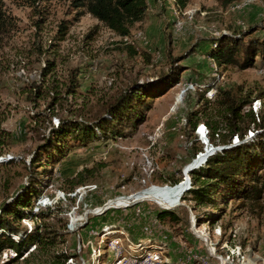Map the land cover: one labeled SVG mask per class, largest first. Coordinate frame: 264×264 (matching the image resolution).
Returning a JSON list of instances; mask_svg holds the SVG:
<instances>
[{"label": "rangeland", "instance_id": "rangeland-1", "mask_svg": "<svg viewBox=\"0 0 264 264\" xmlns=\"http://www.w3.org/2000/svg\"><path fill=\"white\" fill-rule=\"evenodd\" d=\"M148 2L144 20L122 38L75 7V0H0V213L25 192L32 174L38 193L32 209L52 208L45 223L53 231L50 239L55 237L54 244L40 251L33 247L30 257L15 262L16 253L5 250L0 264H96L93 249L105 229H123L137 242H163L170 264H264V209L243 208L239 200L217 195L214 208L193 210L186 195L192 186L173 202L154 193L185 184L206 152L205 139L197 134L205 119L199 116L192 131L187 117L202 109L199 97L213 86L239 88L256 102L254 112L264 115V59L257 57L252 68L242 70L219 68L209 56L217 34L264 36V0L229 6L219 0ZM50 64L52 72L44 77ZM175 66L181 67L179 83L151 102L138 126L86 144L68 138L62 154L45 152L51 125L91 120L126 89L157 81ZM33 160L39 161L31 171ZM98 163L102 168L90 180L97 189L72 191L71 179ZM174 181L180 183L173 186ZM119 197L137 203L94 213ZM187 206L202 224L191 220ZM162 212H174L178 220H161ZM16 225L35 227L30 219ZM109 259L104 249L99 264Z\"/></svg>", "mask_w": 264, "mask_h": 264}, {"label": "trees", "instance_id": "trees-1", "mask_svg": "<svg viewBox=\"0 0 264 264\" xmlns=\"http://www.w3.org/2000/svg\"><path fill=\"white\" fill-rule=\"evenodd\" d=\"M47 1L52 0H32L34 3ZM245 1L247 0H219L224 6ZM75 7L85 9L117 36L125 38L131 35V29L135 24L144 20L149 10V2L148 0H75ZM252 35L253 32H247L239 37L225 34L215 38L213 42L215 48L209 52L210 58L219 68L227 66L242 70L252 68L257 57L264 59V36ZM51 65L44 70V77L52 72ZM180 70L181 67L175 66L171 73L162 75L157 81L139 85L135 90L126 89L109 103L103 113L91 120H60L56 128L51 125L50 135L44 137L45 152L52 149L53 152L62 154V145L68 138L86 144L100 141L102 138L123 135L125 128L138 126L145 120L144 112L150 108L151 102L179 83ZM73 86L71 85L66 92L70 93L74 89ZM199 98L204 100L205 104L199 111L188 115V124L194 131L199 123V116H203L210 130V143L215 147L222 146L224 149L210 156L205 165L190 174L192 187L186 195L195 203L192 209L197 210L198 207L203 206L214 208L217 202L216 196L221 195L239 200L243 208L263 210V112H254L252 109L254 101L239 88L224 90L217 87L215 99H207L205 93ZM249 131L255 133L251 138L248 135ZM235 137H238L239 144L233 143ZM0 143H3L1 130ZM37 162L33 160L31 171L37 167ZM101 168L102 164L98 163L95 168L84 169L78 173L70 181L73 186L72 191L77 187L90 185V180L98 176L97 173ZM30 176L31 182L25 187V192L19 193L12 202H6L0 213V255L5 250H13L16 253L13 262L24 258L25 255L30 257L34 250L40 251L47 245L54 244L55 240V237L50 239L53 231L48 229L49 226L45 223V219L53 214L52 208L39 207L37 212L32 209V202L37 198L38 193L36 178L32 174ZM174 182L173 186L180 183V181ZM182 199L187 200V197ZM158 217L161 220H178L174 212H162ZM195 218L198 224H202L203 218L200 215L196 214ZM23 219L32 220L34 229L31 231L20 229L16 223L17 220ZM33 247L34 250L30 251ZM59 257L63 258L64 262L69 260V256L65 254Z\"/></svg>", "mask_w": 264, "mask_h": 264}, {"label": "built area", "instance_id": "built-area-1", "mask_svg": "<svg viewBox=\"0 0 264 264\" xmlns=\"http://www.w3.org/2000/svg\"><path fill=\"white\" fill-rule=\"evenodd\" d=\"M216 36L218 37L219 34H217ZM207 92L208 93H206L207 94L206 98L209 100H213L215 99L217 94V87L213 86L212 89H210ZM250 133H252V131H249V134ZM197 134H199L201 138L205 139L204 144L207 147L205 149L206 151H208L211 148L214 149L223 148L222 146L215 147L213 144L210 143L209 141L210 130L206 124H202L198 126ZM233 143L235 145L239 144L238 137L234 138ZM216 152L218 151H215L213 155ZM206 162H203L201 166L205 165ZM96 189H97L96 185L90 184L87 186H82L80 190H83L87 193L88 191H94ZM155 189H159V188H155ZM126 200H128V202ZM135 203H137V201L134 200L131 201L129 198L126 197H119L109 200L105 205L97 208L96 212L94 213L102 214L108 210L127 209ZM145 231L147 233L149 232L150 234L152 233V230L148 227L145 228ZM103 232H104L103 234L99 235L100 240L98 241V243H96L98 244V247L95 249L92 248L93 249L92 258L96 264L100 263L99 258L102 257V252L104 251V249L108 251L110 254V259L107 260L108 264H170V261L166 256L167 254L166 248L164 247L163 242L154 243V242H150L151 241L150 240L147 243H143L140 241L138 242L133 241L129 237V234L123 229H105Z\"/></svg>", "mask_w": 264, "mask_h": 264}, {"label": "bare ground", "instance_id": "bare-ground-1", "mask_svg": "<svg viewBox=\"0 0 264 264\" xmlns=\"http://www.w3.org/2000/svg\"><path fill=\"white\" fill-rule=\"evenodd\" d=\"M207 153V151L203 154V155H201L199 158H198V160L199 159H201L202 161H200V162H198V163H196V169H198L199 168V166H201L202 164H203V162H204V160H205V158H206V154ZM197 160V161H198ZM189 172V171H188ZM188 179V178H187ZM188 186H189V183H188V180L185 182V184H183V185H181V184H179V185H177L175 188H166V189H164V190H168L167 192L165 191V193H163V194H161V193H159V192H154L156 195H158V196H162L163 197V199H164V201L165 202H173V200H175V197H176V199L178 198V199H180V197L183 195V193L186 191V189L188 188ZM163 190V189H162ZM161 189L160 190H158V191H162ZM143 194V193H142ZM141 194V195H142ZM145 194V193H144ZM130 200H132V199H130ZM127 202H128V200H126ZM158 201V200H157ZM161 201V200H160ZM159 201V202H160ZM112 204V203H111ZM164 207V206H163ZM223 264H226V262H223Z\"/></svg>", "mask_w": 264, "mask_h": 264}, {"label": "water", "instance_id": "water-1", "mask_svg": "<svg viewBox=\"0 0 264 264\" xmlns=\"http://www.w3.org/2000/svg\"><path fill=\"white\" fill-rule=\"evenodd\" d=\"M222 149H224V148H219V149L211 148V149H209V150L207 151V153L205 154V155H206V158H205L204 162H206L207 159H208L211 155H213V153H214L215 151H221ZM194 169H195V168H192L191 171H193ZM188 183H189V187H188L187 191H188L189 188L191 187V179H190V176H189V175H188ZM187 207H188V209H189L190 212H191V208H190L189 206H187ZM191 220H192V221H195V216H194V214H193L192 212H191ZM204 241L207 242V239L204 238Z\"/></svg>", "mask_w": 264, "mask_h": 264}]
</instances>
